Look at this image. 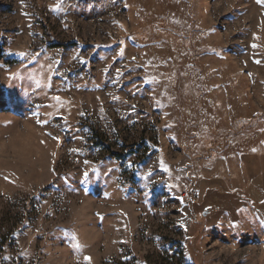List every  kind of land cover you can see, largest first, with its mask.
Masks as SVG:
<instances>
[{
    "label": "rangeland",
    "instance_id": "374dc122",
    "mask_svg": "<svg viewBox=\"0 0 264 264\" xmlns=\"http://www.w3.org/2000/svg\"><path fill=\"white\" fill-rule=\"evenodd\" d=\"M0 53V264H264V3L0 0Z\"/></svg>",
    "mask_w": 264,
    "mask_h": 264
},
{
    "label": "trees",
    "instance_id": "16d2710c",
    "mask_svg": "<svg viewBox=\"0 0 264 264\" xmlns=\"http://www.w3.org/2000/svg\"><path fill=\"white\" fill-rule=\"evenodd\" d=\"M169 2H171V3H173V2H175L176 0H168ZM185 1V0H184ZM157 34H159V37H157V38H150V39H147V40H145V41H140V40H134V39H131V41L133 42V43H135V44H137V45H141V46H143V45H150V44H155V43H158V42H160V41H164V40H166V35L165 34H163V33H161V32H158ZM75 45H77V43H68V44H53V45H51L50 47H52V48H57V47H62V48H69V47H71V46H75ZM0 58H2V55H1V53H0ZM9 62H14L13 60H11V61H9ZM114 156H116L117 157V155H114Z\"/></svg>",
    "mask_w": 264,
    "mask_h": 264
},
{
    "label": "snow or ice",
    "instance_id": "6c2138e0",
    "mask_svg": "<svg viewBox=\"0 0 264 264\" xmlns=\"http://www.w3.org/2000/svg\"><path fill=\"white\" fill-rule=\"evenodd\" d=\"M257 2L258 3H264V0H257ZM253 47H255V45H253ZM21 55H23V54H21ZM81 63H83V61H81ZM256 63H260V61H256ZM53 100L59 102L60 101V97L59 96H54ZM82 115H83V113H82ZM38 123H39V121H38ZM53 138L57 139L56 137H53ZM253 151H255V149H253ZM86 163H87V161H86ZM83 175H84V180L86 181L88 179V175H89L88 172H85ZM149 175H150V173H149ZM233 226H235V225H233ZM73 239H75V237H73ZM76 247L79 248V245L77 244ZM84 259H85L86 264H87V262H89L91 258L90 257H85Z\"/></svg>",
    "mask_w": 264,
    "mask_h": 264
}]
</instances>
